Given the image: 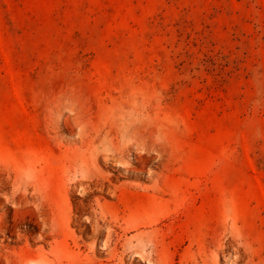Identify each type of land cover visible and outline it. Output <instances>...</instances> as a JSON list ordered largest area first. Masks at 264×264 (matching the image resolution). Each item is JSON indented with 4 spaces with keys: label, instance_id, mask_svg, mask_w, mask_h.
<instances>
[{
    "label": "rangeland",
    "instance_id": "rangeland-1",
    "mask_svg": "<svg viewBox=\"0 0 264 264\" xmlns=\"http://www.w3.org/2000/svg\"><path fill=\"white\" fill-rule=\"evenodd\" d=\"M0 264H264V0H0Z\"/></svg>",
    "mask_w": 264,
    "mask_h": 264
}]
</instances>
